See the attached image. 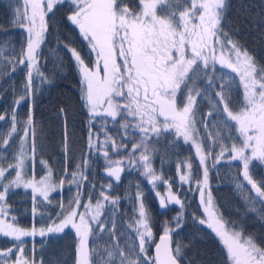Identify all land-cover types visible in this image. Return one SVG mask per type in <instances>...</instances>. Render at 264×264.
I'll return each mask as SVG.
<instances>
[{
    "label": "snow or ice",
    "instance_id": "1",
    "mask_svg": "<svg viewBox=\"0 0 264 264\" xmlns=\"http://www.w3.org/2000/svg\"><path fill=\"white\" fill-rule=\"evenodd\" d=\"M5 7L8 22L0 30H19L23 39L17 46L6 32L0 40V80L8 74L0 99L12 97L0 113V240L7 244L0 248V264H45L42 255L37 258L36 238L43 248L66 230L74 235L73 264H190L173 241L183 213L155 231L139 186L125 195L134 214L127 224L132 243H122L124 232L116 231L121 197L112 190L122 173L143 177L162 212L169 205L185 207L172 178L153 165L162 141H182L194 152L195 168L193 158L176 165L178 187L188 185L198 195L203 216L193 218L218 239L224 264H264V234L258 238L243 220L225 219L211 189L213 170L236 168L234 189L245 215L264 227V175L257 171L264 172V64L224 30L230 0H8ZM245 19L264 29V5L256 17L245 10ZM65 26L86 44L87 58L61 39L59 28ZM44 47L70 54L86 117L81 159L69 172L68 145L75 132H69L66 109L59 110L65 167L58 179L47 160L39 161L42 174L36 173V98L64 67L60 57L49 71ZM18 70L24 79L17 89ZM200 100L209 105L205 113ZM98 160L106 177L99 186L89 178ZM66 183L72 196L65 205L61 195L54 205L53 193H62ZM16 190L30 194V211L19 213L9 202ZM53 207L59 211L53 213ZM21 215L32 217L30 227L20 223ZM105 236L109 241L101 251L97 245Z\"/></svg>",
    "mask_w": 264,
    "mask_h": 264
},
{
    "label": "trees",
    "instance_id": "2",
    "mask_svg": "<svg viewBox=\"0 0 264 264\" xmlns=\"http://www.w3.org/2000/svg\"><path fill=\"white\" fill-rule=\"evenodd\" d=\"M8 0H0V24L8 22V12L5 5ZM264 0H230V8L227 12V22L224 30L228 35L240 45L245 47L254 59L259 63L264 64V29L258 28L255 22L250 23L245 19V10L252 13L254 17L261 12ZM62 21L61 14H57V25ZM11 32L12 35L7 37V40L15 42L18 46L23 39V33L19 30L3 29L0 30V40L5 39V33ZM61 39L74 44L82 51V55L88 57L86 44L81 41L78 34L69 27L59 28ZM43 54L48 58V70L52 71L55 64L54 61L63 57L64 67L59 70L60 74L55 77V84L51 87L45 86L44 90L36 98L35 120L37 122V138L36 145L38 153L36 157V173L37 177L42 174L39 161L47 160L53 168V177L58 179L60 170L65 167V156L63 153V131L64 123L60 109L64 108L67 112V123L69 132H75L69 140L70 154L67 160L68 171L75 170V165L80 162L81 150L84 147V137L86 135L85 113L81 108L80 92H79V75L73 66L70 54L65 50L59 53H54L49 50V47H44ZM15 76V84L17 89L20 82L24 79L23 72L18 70L13 74ZM8 79V74L4 73V79L0 80V87L5 86ZM219 83V81H217ZM239 89L233 87V96H239ZM12 97L9 94L6 98L0 99V113L5 111V108L11 105ZM201 112L205 113L209 107L207 101L200 100ZM23 111V110H21ZM3 122H0L2 125ZM157 154L154 157L153 165L166 178L171 177L173 182V191H179L181 199L184 201L183 209L178 205H169L163 212L159 208L158 198L154 194V190L147 181L137 173L128 172L122 173L120 184L113 182V196H120L121 202L116 213V231L124 232L121 236V242L131 244L132 240L128 239V219L133 216L132 204L125 198L126 192L134 195L137 186L143 192V202L147 210L151 214L155 222V231H159L160 225L165 221L174 222V218L183 213V227L178 232L173 233V241L179 243L185 250V255L190 264H224V253L221 251V246L217 238L210 233V230L200 226L196 217L203 216L202 209L199 206V197L194 192L188 191V185H184L183 189L178 187V177L176 175V165L183 163L189 158H193L194 168L196 161L194 152L190 146L179 142L178 145L171 144L167 141H162L156 145ZM15 150V146L12 149ZM163 158V165L161 159ZM219 173L213 170L211 173V189L215 203L218 205L219 211L225 219L233 221L243 220L244 226L248 232H255L258 235L264 234L262 227L252 214L245 215L246 206L240 199L239 194L234 189V181L236 179V168H228L226 166H218ZM258 174L264 175V172L257 170ZM89 178L95 179L99 186L106 177L104 173V164L102 160L94 162L93 170L89 171ZM164 185L159 186V190L164 192ZM67 183L63 188L62 193H53L52 199L54 205L60 203L61 195L63 203L66 205L69 198L72 196ZM19 213L25 212L31 208L30 194H25L23 190H16L10 197L9 201ZM53 213L59 211L58 207H53ZM23 226L30 227L33 223L30 215H21L18 217ZM39 226V223L37 224ZM111 226V221L109 222ZM109 241V237L105 236L97 245L99 250H103L105 244ZM37 258L43 256L45 264H73L74 254V235L71 231L66 230V233L59 239H53L47 242L43 248L40 244V238H36ZM7 244L0 240V248L6 247ZM32 241L29 240L26 244V250L31 254Z\"/></svg>",
    "mask_w": 264,
    "mask_h": 264
}]
</instances>
